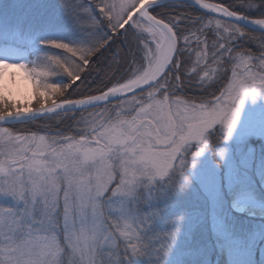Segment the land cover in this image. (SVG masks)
<instances>
[{
  "label": "snow or ice",
  "instance_id": "snow-or-ice-1",
  "mask_svg": "<svg viewBox=\"0 0 264 264\" xmlns=\"http://www.w3.org/2000/svg\"><path fill=\"white\" fill-rule=\"evenodd\" d=\"M33 8L0 20V264L166 255L154 202L264 96V0Z\"/></svg>",
  "mask_w": 264,
  "mask_h": 264
},
{
  "label": "rangeland",
  "instance_id": "rangeland-1",
  "mask_svg": "<svg viewBox=\"0 0 264 264\" xmlns=\"http://www.w3.org/2000/svg\"><path fill=\"white\" fill-rule=\"evenodd\" d=\"M44 1L0 0V20L32 18L33 4ZM221 129L216 126L202 155L188 157L184 168L187 183L166 188L154 202L160 215L153 230L176 232L162 264H193L202 256L201 250L199 254L184 251L180 235L187 232L186 236L200 224L202 230L208 227L211 236L206 243L207 263L215 255L213 264L220 258L225 264H264V96L245 100L227 140ZM162 216L170 217L167 224Z\"/></svg>",
  "mask_w": 264,
  "mask_h": 264
},
{
  "label": "trees",
  "instance_id": "trees-1",
  "mask_svg": "<svg viewBox=\"0 0 264 264\" xmlns=\"http://www.w3.org/2000/svg\"><path fill=\"white\" fill-rule=\"evenodd\" d=\"M44 2H48V0L44 1ZM5 4L3 5H10L9 2H4ZM27 19V18H26ZM5 20L8 21H15V19L11 18H5ZM211 147H213V145H211ZM191 203V202H190ZM170 219V217H161L162 222L166 221L165 223L167 224V221ZM165 226V224H164ZM201 224L192 227V230L188 232V237L187 235L185 236V234L180 233V235L183 238V245L181 248H184V251L186 250H193L195 251V253L199 254L200 250H201V255L199 258L193 260V264H213L215 261V255L211 256L210 260H208L207 263V253H209L208 247H207V239H210L211 236L207 235L208 232V227L206 226V228H204V230L201 229ZM161 232V230L159 231ZM177 232H179V230H177ZM164 233V232H161ZM208 237V238H207ZM209 242H211V239L209 240ZM165 254H152V255H146L142 258H137L134 259L132 261V264H162V260L164 258ZM205 255V256H204ZM218 264H225L224 259L220 258L218 261Z\"/></svg>",
  "mask_w": 264,
  "mask_h": 264
}]
</instances>
